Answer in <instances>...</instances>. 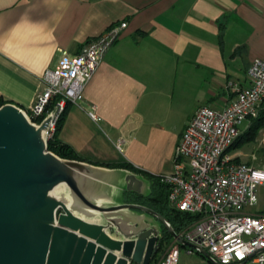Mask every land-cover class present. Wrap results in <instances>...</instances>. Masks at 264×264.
I'll list each match as a JSON object with an SVG mask.
<instances>
[{
    "label": "crops",
    "instance_id": "1",
    "mask_svg": "<svg viewBox=\"0 0 264 264\" xmlns=\"http://www.w3.org/2000/svg\"><path fill=\"white\" fill-rule=\"evenodd\" d=\"M123 22L82 107L69 108L58 132L104 171L91 181L99 192L93 198L106 204L136 194L126 190L127 173L145 180L148 192L147 175L173 171L198 107L227 105L250 84L252 60L264 59V0H0V98L29 110L63 51L76 54ZM119 163L136 170L113 166Z\"/></svg>",
    "mask_w": 264,
    "mask_h": 264
},
{
    "label": "built area",
    "instance_id": "2",
    "mask_svg": "<svg viewBox=\"0 0 264 264\" xmlns=\"http://www.w3.org/2000/svg\"><path fill=\"white\" fill-rule=\"evenodd\" d=\"M126 26L112 25L76 54L63 51L47 70L43 90L32 107L24 109L37 125L51 117L44 132L47 143L67 104L82 107L88 83ZM247 77L250 84L237 88L224 107H198L176 146L173 171L160 176L168 186L169 206L195 219L175 229L177 236L170 234L173 241L156 264H179L182 246L187 254L208 252L212 260L207 258V264H264V211L251 210L259 202L264 163L238 161L240 155L230 149L243 122L258 114L264 99V59L252 60ZM89 115L99 119L94 111Z\"/></svg>",
    "mask_w": 264,
    "mask_h": 264
},
{
    "label": "water",
    "instance_id": "3",
    "mask_svg": "<svg viewBox=\"0 0 264 264\" xmlns=\"http://www.w3.org/2000/svg\"><path fill=\"white\" fill-rule=\"evenodd\" d=\"M50 120L37 125L23 108L0 106V264H149L165 240L163 227L172 236L175 229L147 205L95 200L91 180L104 171L49 150L44 132ZM125 181L127 191H150L134 173ZM60 184L68 187L71 205L52 194ZM135 210L153 222L132 218ZM90 211L104 222L81 216Z\"/></svg>",
    "mask_w": 264,
    "mask_h": 264
},
{
    "label": "trees",
    "instance_id": "4",
    "mask_svg": "<svg viewBox=\"0 0 264 264\" xmlns=\"http://www.w3.org/2000/svg\"><path fill=\"white\" fill-rule=\"evenodd\" d=\"M5 103L6 101L3 98H0V106ZM72 105L73 104L71 102L67 104L66 109L64 110L62 116L58 121L55 135L48 143V149L63 158L83 160L82 157L73 149L70 144L58 138V132L62 128L68 110ZM261 128H264V99L261 102L258 114L249 119V125L246 129L242 130L241 134L234 141L230 149H240L247 144L255 142L258 138ZM236 160L239 161L241 159L240 157H237ZM113 166L129 168L134 171L136 170L132 165H129L128 163L113 164ZM146 177L153 180L151 183L152 185L150 191L145 195L131 193L129 194L130 198H127L128 200H126V202L144 204L157 210L171 223V226L176 230L182 228L183 226H186L195 219V215L180 211L169 206L168 186L161 181L160 177H154L152 175H147ZM164 233L166 237H171L168 230L164 229ZM158 261L159 259L154 257L149 264H156ZM131 264L138 263L132 262Z\"/></svg>",
    "mask_w": 264,
    "mask_h": 264
},
{
    "label": "rangeland",
    "instance_id": "5",
    "mask_svg": "<svg viewBox=\"0 0 264 264\" xmlns=\"http://www.w3.org/2000/svg\"><path fill=\"white\" fill-rule=\"evenodd\" d=\"M248 125H249V119H247L243 122V124L241 125V128L246 129ZM233 154L234 155L239 154L240 159L242 161L254 162L256 164L264 163V128L260 129L258 138L255 142L247 144L243 148L233 150ZM257 195L259 197V202L251 210H253V211H264V183L258 185ZM108 204H110V203H108ZM247 209H249V208L247 207ZM135 211L140 212L137 210H135ZM140 213H143V212H140ZM145 215L148 216L147 214H145ZM164 229L165 228L163 227V234L165 236ZM111 232L114 233L113 229H111ZM172 241H173V238L169 237L167 239V241L165 242L164 247L161 250H159L157 252V254L154 255V257H156L157 259L160 260L163 257L166 249L172 243ZM207 262H208V259L203 257L201 254H198V253L187 254L186 249L183 246L181 247V256H180L179 264H207Z\"/></svg>",
    "mask_w": 264,
    "mask_h": 264
},
{
    "label": "bare ground",
    "instance_id": "6",
    "mask_svg": "<svg viewBox=\"0 0 264 264\" xmlns=\"http://www.w3.org/2000/svg\"><path fill=\"white\" fill-rule=\"evenodd\" d=\"M52 194L57 196V197H61L63 199H66L68 201V204L71 205L72 195L70 194L69 189L66 185L60 184V185L56 186L54 188V190L52 191ZM97 201L99 203H102V204H105V202H106V200L100 199V198H98ZM81 216H85L86 218H89V220H92L94 222H99V223L104 222L103 215L101 213H98L95 211H90L88 213L82 214Z\"/></svg>",
    "mask_w": 264,
    "mask_h": 264
},
{
    "label": "flooded vegetation",
    "instance_id": "7",
    "mask_svg": "<svg viewBox=\"0 0 264 264\" xmlns=\"http://www.w3.org/2000/svg\"><path fill=\"white\" fill-rule=\"evenodd\" d=\"M169 237H165V240H164V242H162V244H161V246H160V249L159 250H161L163 247H164V245H165V242L167 241V239H168Z\"/></svg>",
    "mask_w": 264,
    "mask_h": 264
}]
</instances>
